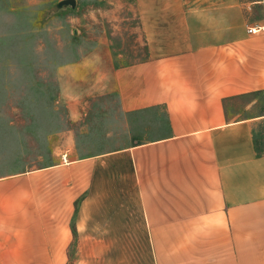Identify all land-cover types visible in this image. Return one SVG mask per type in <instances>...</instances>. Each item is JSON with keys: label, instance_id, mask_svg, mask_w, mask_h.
<instances>
[{"label": "crops", "instance_id": "obj_1", "mask_svg": "<svg viewBox=\"0 0 264 264\" xmlns=\"http://www.w3.org/2000/svg\"><path fill=\"white\" fill-rule=\"evenodd\" d=\"M198 1L133 0L144 54L129 61L113 48L128 17L85 15L110 30L59 68L68 125L49 167L66 153L90 181L85 204L116 196L119 213L116 234L86 221L77 244L104 251L87 248L77 264H264V0L245 2L260 15H198ZM44 222L32 251L0 226V264L43 263Z\"/></svg>", "mask_w": 264, "mask_h": 264}, {"label": "rangeland", "instance_id": "obj_2", "mask_svg": "<svg viewBox=\"0 0 264 264\" xmlns=\"http://www.w3.org/2000/svg\"><path fill=\"white\" fill-rule=\"evenodd\" d=\"M61 1L0 0V226L7 229L9 238L21 235L24 242L30 241L32 251L33 241L36 244L37 237L43 236L45 220L42 251L47 258L40 264H77L80 252L93 246L95 252H103L100 244H77L79 235L87 231L86 221L109 226L94 227L93 234H116L119 229V213L112 211L117 208L116 196H95L94 207L87 204L95 212H87L90 181L82 175L76 178L80 166L73 168L65 160L49 167L60 161L58 132L68 125L58 98L63 82L59 68L86 54L103 27L110 30L108 22L85 15L127 16L121 21L126 43L117 33L113 48L123 53L120 61L144 54V44L133 37L139 15L133 0H75V5ZM246 1L199 0L196 6L198 15H260L259 8H247ZM103 182L117 185L116 179ZM120 215L121 230L131 235L132 214ZM109 246V253L117 252V247L122 251L124 246L127 252L133 247ZM7 264L28 263L11 259Z\"/></svg>", "mask_w": 264, "mask_h": 264}, {"label": "built area", "instance_id": "obj_3", "mask_svg": "<svg viewBox=\"0 0 264 264\" xmlns=\"http://www.w3.org/2000/svg\"><path fill=\"white\" fill-rule=\"evenodd\" d=\"M258 28L257 27H250L248 30L249 31H256ZM62 158H63V160L65 161L66 159H67V154L65 153V154H63L62 155Z\"/></svg>", "mask_w": 264, "mask_h": 264}, {"label": "water", "instance_id": "obj_4", "mask_svg": "<svg viewBox=\"0 0 264 264\" xmlns=\"http://www.w3.org/2000/svg\"><path fill=\"white\" fill-rule=\"evenodd\" d=\"M75 0H63L61 1V4H71V5H75Z\"/></svg>", "mask_w": 264, "mask_h": 264}]
</instances>
